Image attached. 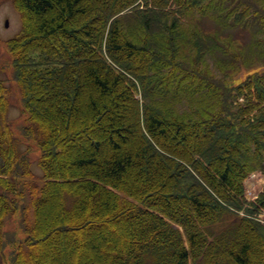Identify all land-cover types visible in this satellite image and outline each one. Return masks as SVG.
<instances>
[{
  "label": "trees",
  "instance_id": "trees-1",
  "mask_svg": "<svg viewBox=\"0 0 264 264\" xmlns=\"http://www.w3.org/2000/svg\"><path fill=\"white\" fill-rule=\"evenodd\" d=\"M12 2L24 122L17 135L0 77L7 264H264V189L245 191L264 173V0Z\"/></svg>",
  "mask_w": 264,
  "mask_h": 264
},
{
  "label": "rangeland",
  "instance_id": "rangeland-1",
  "mask_svg": "<svg viewBox=\"0 0 264 264\" xmlns=\"http://www.w3.org/2000/svg\"><path fill=\"white\" fill-rule=\"evenodd\" d=\"M203 26L209 30L215 29V24L211 21V19H206L203 22ZM21 30V20L18 11L16 10L12 0H0V77L5 78L7 85L10 88V108L7 114V120H9L13 127L15 128V133L20 135L19 126L24 122V115L21 112L22 107V96L20 94L19 86L13 77V64L12 57L7 47L6 41L14 36H16ZM252 30L251 29H238L235 30L233 36L239 42L243 44H250L252 41ZM222 36L225 38L229 37V31L222 33ZM250 58L255 59L257 57V52H253L248 55ZM246 72H242L241 77H246ZM239 79V77H238ZM140 97V95H139ZM243 101V98L241 99ZM88 135V134H87ZM22 138V137H21ZM22 143L20 147L25 149L27 144L25 143L26 139L22 138ZM32 144L33 152H32V161L33 168L37 173H40V168L37 166V157L39 155L38 147L33 143V141H28ZM253 174V173H252ZM250 174L245 180V191L248 200H253L252 196H256L264 189V173L261 171L255 172V174ZM256 198V197H255ZM245 209V208H244ZM243 209V211H244ZM259 219L264 222V213L259 215ZM220 225H216L218 228ZM114 227H111V229ZM4 229L9 231L10 238L14 239L18 245L20 239L25 237V233L19 228V215L11 216L7 218V222L5 224ZM55 232V231H54ZM46 240H50L48 242L49 247L52 248L54 252V256H60L62 260L65 259V255L59 249L63 248L60 246V242L56 241L55 236L50 235ZM69 247L75 246L78 250L79 248L76 246V239L70 238L69 241L66 242ZM82 244V243H81ZM84 245L80 249H84ZM12 246H8L5 250L8 255L9 252L12 251ZM79 251V250H78ZM83 251V250H82ZM81 259V258H80ZM81 262V260H79ZM0 264H7L6 259H3L0 255Z\"/></svg>",
  "mask_w": 264,
  "mask_h": 264
}]
</instances>
